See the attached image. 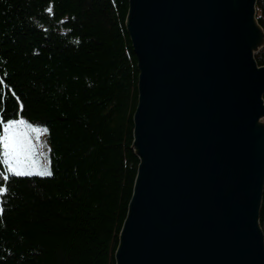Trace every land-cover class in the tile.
I'll return each mask as SVG.
<instances>
[{"label":"water","instance_id":"95a60500","mask_svg":"<svg viewBox=\"0 0 264 264\" xmlns=\"http://www.w3.org/2000/svg\"><path fill=\"white\" fill-rule=\"evenodd\" d=\"M258 0H129L139 159L116 264H264Z\"/></svg>","mask_w":264,"mask_h":264},{"label":"trees","instance_id":"16d2710c","mask_svg":"<svg viewBox=\"0 0 264 264\" xmlns=\"http://www.w3.org/2000/svg\"><path fill=\"white\" fill-rule=\"evenodd\" d=\"M128 8L0 0V121L46 129L52 170L5 181L0 149V264H116L139 165ZM257 18L264 29V0ZM255 57L264 66V48Z\"/></svg>","mask_w":264,"mask_h":264},{"label":"rangeland","instance_id":"374dc122","mask_svg":"<svg viewBox=\"0 0 264 264\" xmlns=\"http://www.w3.org/2000/svg\"><path fill=\"white\" fill-rule=\"evenodd\" d=\"M33 128L37 130L33 131ZM21 131L27 133L28 140L20 149L19 169L32 173L28 176H49L38 174L46 171L52 173L50 164V144L45 136L44 129L39 125L26 122L25 125L21 126ZM1 157L6 174L11 175V173L7 171V164L5 163L6 157L2 155V150Z\"/></svg>","mask_w":264,"mask_h":264},{"label":"snow or ice","instance_id":"6c2138e0","mask_svg":"<svg viewBox=\"0 0 264 264\" xmlns=\"http://www.w3.org/2000/svg\"><path fill=\"white\" fill-rule=\"evenodd\" d=\"M21 105V109H22ZM26 121L23 119H13L7 123L0 121L2 130H0V149H2V155L6 157L5 163L7 164V171L13 176H28L31 172L22 171L19 169V157L20 149L22 145L28 140L26 132L21 131V126L25 125ZM37 129L33 128V131ZM46 131V129H45ZM40 175H51V172L46 171L44 173H38ZM4 180H8V175H4ZM2 211V209H0Z\"/></svg>","mask_w":264,"mask_h":264}]
</instances>
